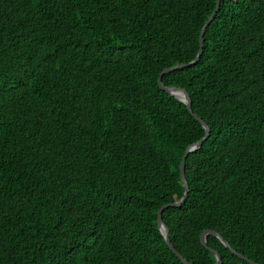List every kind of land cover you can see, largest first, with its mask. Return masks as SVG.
Wrapping results in <instances>:
<instances>
[{"label": "trees", "instance_id": "obj_1", "mask_svg": "<svg viewBox=\"0 0 264 264\" xmlns=\"http://www.w3.org/2000/svg\"><path fill=\"white\" fill-rule=\"evenodd\" d=\"M0 0V264H264V0Z\"/></svg>", "mask_w": 264, "mask_h": 264}, {"label": "water", "instance_id": "obj_2", "mask_svg": "<svg viewBox=\"0 0 264 264\" xmlns=\"http://www.w3.org/2000/svg\"><path fill=\"white\" fill-rule=\"evenodd\" d=\"M219 1L220 0H217L216 2V10L215 12L208 18V20L205 22L203 28L201 29V34H200V39H199V45H200V50L198 52V55L196 56L195 60L188 63V64H185V65H176L174 67H171L169 69H165L159 76L158 78V85L159 87L164 91L166 92L167 94H169L170 96L174 97L175 99H177L179 102H182L183 104L186 105L187 107V110L190 114H193L192 113V110H191V99L189 97V95L187 94V92L183 89H178V88H174V87H165L163 84H162V76L171 72V71H175V70H180V69H184V68H187L191 65H194L196 64V62L198 61L199 57L201 56L202 54V47H203V34L206 30V28L208 27V25L210 24V22L213 20L218 8H219ZM179 92L180 93V97H178L176 95V93ZM195 120H197L204 128L206 134L204 136V138L202 140H200L199 142L195 143L194 145L188 147V149L186 150L184 156H183V159L181 161V164H180V178H181V181H182V184H183V188H184V195L183 197L181 198V200H179L178 202H175L173 204H169V205H165V206H162L158 213H157V226H158V229L164 239V242L165 244L167 245V247L172 251V253L182 262V264H190L188 263L185 259H183L181 257V255L176 252V250L173 248L172 244L170 243V240H169V231L167 229V227L163 224L162 222V217H161V214L164 210H166L168 207H179L181 206L187 195H188V192H189V188H188V185H187V182L185 181V160H186V157L189 153L191 152H194L196 151L200 146L201 144L207 139L208 137V134H209V130L206 126V124L204 122H202L200 119H198L197 116H194ZM208 235H212L214 237H216L227 249H229L234 255L238 256L240 259L248 262L249 264H256L250 260H248L247 258H245L244 256H242L241 254L237 253L236 251H234L227 242H225L217 233L213 232V231H210V230H206V231H203L201 236H200V242H201V245L204 246L205 248H208L207 247V242H206V238ZM212 253L214 254V256L216 257V260H217V264H221V258L220 256L215 252V251H212Z\"/></svg>", "mask_w": 264, "mask_h": 264}, {"label": "bare ground", "instance_id": "obj_3", "mask_svg": "<svg viewBox=\"0 0 264 264\" xmlns=\"http://www.w3.org/2000/svg\"><path fill=\"white\" fill-rule=\"evenodd\" d=\"M176 95H177L178 97H180V93H179V92H177Z\"/></svg>", "mask_w": 264, "mask_h": 264}]
</instances>
